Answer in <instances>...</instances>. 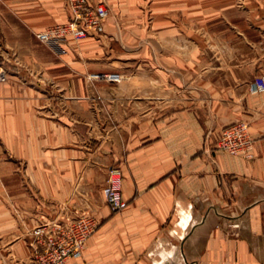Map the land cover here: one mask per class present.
I'll return each instance as SVG.
<instances>
[{
    "label": "crops",
    "instance_id": "obj_1",
    "mask_svg": "<svg viewBox=\"0 0 264 264\" xmlns=\"http://www.w3.org/2000/svg\"><path fill=\"white\" fill-rule=\"evenodd\" d=\"M91 1L109 7L105 40L71 46L35 38L71 18L65 0H0V264L27 259L40 223L94 203L100 226L66 264H264V94L249 91L264 74V0H151L152 61L111 85L106 111L122 120L98 146L82 75L103 42L145 37L122 24L145 0ZM235 121L253 159L216 147ZM112 166L127 203L113 216L100 184Z\"/></svg>",
    "mask_w": 264,
    "mask_h": 264
},
{
    "label": "built area",
    "instance_id": "obj_2",
    "mask_svg": "<svg viewBox=\"0 0 264 264\" xmlns=\"http://www.w3.org/2000/svg\"><path fill=\"white\" fill-rule=\"evenodd\" d=\"M67 9L71 18L62 24L53 25L35 34L42 43L57 44L60 41L79 43L87 36L101 35L109 17V7L104 2L90 0H67ZM95 80L107 83H119V73H103L94 76ZM7 81L5 70L0 67V84ZM249 91L264 94V74L257 75ZM216 147L229 155H242L246 159L254 158V142L249 135L248 125L235 121L223 127L219 133ZM102 196L107 207L114 212L126 208L120 192V178L112 170L102 188ZM97 219L89 214L76 217H60L40 223L30 231V254L20 264H66L70 259L80 258L86 241L95 232Z\"/></svg>",
    "mask_w": 264,
    "mask_h": 264
},
{
    "label": "rangeland",
    "instance_id": "obj_3",
    "mask_svg": "<svg viewBox=\"0 0 264 264\" xmlns=\"http://www.w3.org/2000/svg\"><path fill=\"white\" fill-rule=\"evenodd\" d=\"M66 1L65 0V6H66ZM91 1V0H90ZM92 2V1H91ZM103 2V1H102ZM105 3V2H104ZM67 8V6H66ZM125 8V7H124ZM128 10V20L127 22L124 21L122 24L130 26L129 28L131 30H136V28H139L141 31L145 32V37L141 35V37H137L136 34L135 36L128 37L127 39H124L123 41H119V39L114 40V41H109V42H103V44L100 46L102 50V55L97 59L98 60V68H96L95 72L91 71L89 73H84L82 75V82H83V88H82V93H91L94 94L96 97V105H97V111L98 115L96 116V122H95V133L96 135V143L95 146H98V144L101 141H104V138L107 136L108 131L110 129L113 130H119L120 128V122H121V117H113L110 113H108L106 104H105V97L109 96L112 93H119V87L117 86H111L112 84L115 83H107V82H102L99 80H95L94 76L97 74H103V73H119L122 76V79L124 77H134L136 76V70L137 66L141 65L144 63H149L152 61V36H151V31H152V6H151V0H145L144 6L139 5V9L136 8L135 3L133 5L127 6ZM119 9V7H118ZM138 9V10H137ZM120 10V9H119ZM114 16L117 19L118 24H120L122 17L121 12H112ZM110 16V13H109ZM119 17V19H118ZM124 20V18H123ZM120 24V26L122 25ZM51 27V26H50ZM49 28V27H48ZM47 29V28H46ZM105 33L101 35H95V39H104L103 36ZM88 37V36H87ZM86 37V38H87ZM36 38V37H35ZM105 40V39H104ZM72 42V41H71ZM71 42L67 41H60L59 43L55 44H63V45H68ZM71 46H78V43L69 44ZM110 48L113 50H110ZM84 58V59H83ZM86 58L85 56H82L81 60L84 61ZM108 70V71H107ZM101 71V72H100ZM104 71V72H103ZM121 79V80H122ZM121 106H119L120 109ZM114 170L118 172L119 178H120V173L117 168L112 166L109 170L107 175L110 174V172ZM108 177V176H107ZM107 180V178H106ZM104 183H100L101 188L104 186ZM120 186H121V179H120ZM91 197V196H90ZM102 198V197H101ZM103 199V198H102ZM104 206L107 207V205L104 203ZM100 209L99 205H96L94 203V206L88 207L85 212H80L79 214L76 215H69L66 217H76L80 214H89L94 216L97 219V212ZM111 215H115L119 212H114L109 209ZM51 220V219H50ZM98 221V219H97ZM100 226V222H98V227ZM233 228H238V224H235V227ZM95 230V231H96ZM29 237L31 238L30 232H28ZM165 236V235H164ZM167 236H170L171 239L175 237V235L171 232V230H168ZM31 244V240H30ZM29 244V248H30ZM164 246V245H163ZM23 261V260H22ZM21 261H18L17 264H20ZM179 264H183V262L180 260Z\"/></svg>",
    "mask_w": 264,
    "mask_h": 264
}]
</instances>
